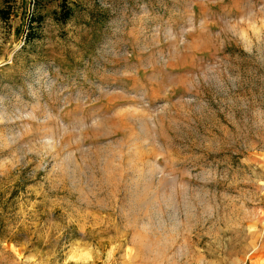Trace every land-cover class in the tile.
Listing matches in <instances>:
<instances>
[{
	"label": "rangeland",
	"instance_id": "rangeland-1",
	"mask_svg": "<svg viewBox=\"0 0 264 264\" xmlns=\"http://www.w3.org/2000/svg\"><path fill=\"white\" fill-rule=\"evenodd\" d=\"M41 2L0 16V264H264V0Z\"/></svg>",
	"mask_w": 264,
	"mask_h": 264
},
{
	"label": "trees",
	"instance_id": "trees-1",
	"mask_svg": "<svg viewBox=\"0 0 264 264\" xmlns=\"http://www.w3.org/2000/svg\"><path fill=\"white\" fill-rule=\"evenodd\" d=\"M3 1L7 4V7L6 8L0 7V16L6 18L12 11L11 4L15 0H3ZM41 1L47 2L52 0H33L35 8L34 11L31 13V17L29 19L30 21L29 24L31 26H30L29 34L28 35L26 34L25 37L26 42L34 37V32H33L34 26L39 25L43 20L44 14L42 13V9L44 8V3ZM70 13H71V8L68 6L67 9H65L64 18L68 17Z\"/></svg>",
	"mask_w": 264,
	"mask_h": 264
}]
</instances>
